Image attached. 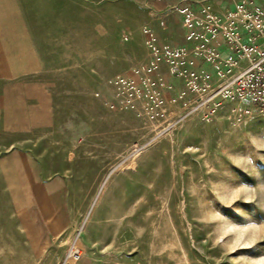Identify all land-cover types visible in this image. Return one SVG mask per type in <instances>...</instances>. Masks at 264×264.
Masks as SVG:
<instances>
[{"label": "rangeland", "instance_id": "obj_1", "mask_svg": "<svg viewBox=\"0 0 264 264\" xmlns=\"http://www.w3.org/2000/svg\"><path fill=\"white\" fill-rule=\"evenodd\" d=\"M189 3L0 0V264H264V107L145 97Z\"/></svg>", "mask_w": 264, "mask_h": 264}, {"label": "built area", "instance_id": "obj_2", "mask_svg": "<svg viewBox=\"0 0 264 264\" xmlns=\"http://www.w3.org/2000/svg\"><path fill=\"white\" fill-rule=\"evenodd\" d=\"M172 11L182 16L185 40L191 46L158 45L155 33L146 29L151 59L143 69L145 97L159 95L160 89H174L166 75L159 74L165 64L184 83L175 99L194 100L188 113L197 111L208 118L224 101H249L264 107V0H234L222 10L209 0H191ZM192 55L198 59L196 66ZM124 84L131 96L140 97L134 80H116V85ZM71 254L76 259L82 256L78 241L71 245L64 264Z\"/></svg>", "mask_w": 264, "mask_h": 264}, {"label": "crops", "instance_id": "obj_3", "mask_svg": "<svg viewBox=\"0 0 264 264\" xmlns=\"http://www.w3.org/2000/svg\"><path fill=\"white\" fill-rule=\"evenodd\" d=\"M55 214H56V216H57V211L55 210ZM80 264H92L89 260H86V259H82V260H80V262H79Z\"/></svg>", "mask_w": 264, "mask_h": 264}]
</instances>
